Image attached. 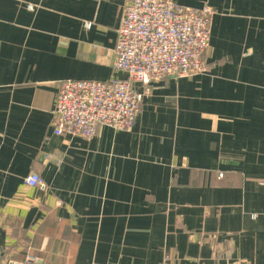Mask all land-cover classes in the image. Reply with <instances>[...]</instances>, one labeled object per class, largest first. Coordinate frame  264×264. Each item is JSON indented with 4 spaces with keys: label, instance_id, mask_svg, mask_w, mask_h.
Returning <instances> with one entry per match:
<instances>
[{
    "label": "crops",
    "instance_id": "1",
    "mask_svg": "<svg viewBox=\"0 0 264 264\" xmlns=\"http://www.w3.org/2000/svg\"><path fill=\"white\" fill-rule=\"evenodd\" d=\"M173 1L213 10L206 72L86 140L52 134L58 86L126 78V0H0V264H264V0Z\"/></svg>",
    "mask_w": 264,
    "mask_h": 264
},
{
    "label": "built area",
    "instance_id": "2",
    "mask_svg": "<svg viewBox=\"0 0 264 264\" xmlns=\"http://www.w3.org/2000/svg\"><path fill=\"white\" fill-rule=\"evenodd\" d=\"M213 10L182 7L173 0H126L117 30L113 70L125 79L72 81L58 86L50 127L54 136L90 140L97 128L130 132L151 84L166 77L189 78L207 70ZM139 83L138 91L134 84ZM29 188L44 189L37 174L23 179ZM27 254L22 262L36 264Z\"/></svg>",
    "mask_w": 264,
    "mask_h": 264
}]
</instances>
